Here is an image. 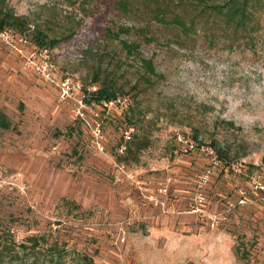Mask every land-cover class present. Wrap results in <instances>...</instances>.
Segmentation results:
<instances>
[{
    "label": "rangeland",
    "instance_id": "1",
    "mask_svg": "<svg viewBox=\"0 0 264 264\" xmlns=\"http://www.w3.org/2000/svg\"><path fill=\"white\" fill-rule=\"evenodd\" d=\"M7 2L29 19L16 36L47 48L56 74H70L87 95L81 117L0 42V113L9 124L0 126V241L9 247L0 264H85L82 255L94 264H264V188L252 182L264 185V27L252 48L138 37L156 71L147 83L136 57L102 37L106 25L131 22L113 0H91L87 13L82 0ZM80 19L52 47L31 43L34 26L59 36ZM96 72L130 104L92 99ZM128 106L138 108L130 122ZM177 133L196 148L180 149ZM133 134L144 145L126 150ZM201 144L239 169L217 164L204 181L211 158ZM32 234L44 236L41 251L22 246ZM49 244L64 250L61 263L48 259Z\"/></svg>",
    "mask_w": 264,
    "mask_h": 264
},
{
    "label": "trees",
    "instance_id": "2",
    "mask_svg": "<svg viewBox=\"0 0 264 264\" xmlns=\"http://www.w3.org/2000/svg\"><path fill=\"white\" fill-rule=\"evenodd\" d=\"M90 2L91 0H82L81 5L85 13L90 10ZM112 6L118 14L126 16L131 22L106 25L102 37L110 42L117 40L120 48L136 57V70L140 74L139 77L147 83L152 81L151 76L156 75V71L152 59L140 54L138 37L146 42L164 38L166 43H169L172 39L178 45H184L200 37L209 46L222 43L230 49L241 45L252 48L255 46L258 32L264 27V0H113ZM80 23L81 19L70 23L59 36H50L38 26H34L31 43L36 46L52 47L59 38L71 37ZM28 24L26 14L16 13L7 0H0V27H12L22 32L29 27ZM131 31L136 34V38L121 36ZM106 79L99 80L97 72L93 75L91 81L96 82L97 86L91 92L92 99L98 101L109 99L122 91L121 87ZM128 108L127 120L130 122L138 108L136 106ZM8 125L6 115L1 112L0 126L6 128ZM133 136L126 144V150L132 144L137 147L144 145V139L135 134ZM217 150L223 157L227 156L226 151L220 148ZM262 159L264 161V155ZM28 239L30 243H22L24 248L38 252L44 247L43 235L32 234ZM4 249L9 247L0 241V256ZM45 249L48 251L46 252L47 257L49 255L48 259L56 263L62 262L61 254L64 250L60 246L49 244ZM82 259L85 264H94L92 258L86 255H82Z\"/></svg>",
    "mask_w": 264,
    "mask_h": 264
},
{
    "label": "built area",
    "instance_id": "3",
    "mask_svg": "<svg viewBox=\"0 0 264 264\" xmlns=\"http://www.w3.org/2000/svg\"><path fill=\"white\" fill-rule=\"evenodd\" d=\"M0 42L7 44V46L20 56L22 61L33 71L39 75L41 78L50 82L56 88V94L59 100L72 99L76 103V113L81 117H84V112L82 107L85 103V93L82 89L81 84L76 81L70 74H56V66L53 60H50L47 48H36L27 46V38L22 36H16L15 30L11 27H0ZM26 42V44H25ZM25 44V46H24ZM36 46V45H35ZM96 86L91 84L86 87L88 90H94ZM87 90V91H88ZM75 94V95H74ZM103 105L107 106H127L130 104V95L123 93L117 94L109 99H102ZM131 127L125 128L123 130V137L125 139L130 138ZM176 141L180 144L179 148L183 151L192 150L196 148V144L193 138L188 135L177 133L175 136ZM199 145L207 152L211 158L208 167L205 168L202 179L205 181L207 177L212 172V169L217 164H225V166L232 169H239L241 162H226L218 156L215 149L212 146ZM252 182L255 188L263 189L264 185L255 176L252 178ZM244 199L240 198V202Z\"/></svg>",
    "mask_w": 264,
    "mask_h": 264
}]
</instances>
